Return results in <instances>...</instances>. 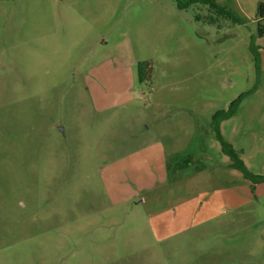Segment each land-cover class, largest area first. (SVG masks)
Returning <instances> with one entry per match:
<instances>
[{"label":"rangeland","instance_id":"rangeland-1","mask_svg":"<svg viewBox=\"0 0 264 264\" xmlns=\"http://www.w3.org/2000/svg\"><path fill=\"white\" fill-rule=\"evenodd\" d=\"M261 4L0 0V264H264Z\"/></svg>","mask_w":264,"mask_h":264},{"label":"trees","instance_id":"trees-1","mask_svg":"<svg viewBox=\"0 0 264 264\" xmlns=\"http://www.w3.org/2000/svg\"><path fill=\"white\" fill-rule=\"evenodd\" d=\"M259 17L262 20H264V4H261V6L259 8ZM259 36L260 37L264 36V27L259 28ZM251 47H252L253 52L256 56V60H257L258 64H260V57H259V54L256 52L257 46H255L254 42H253ZM258 67H259V65H258ZM242 98L243 97L235 100L232 103V106L230 107V109L228 111L222 110V111H219L215 114V116H214L215 128L217 131L218 140L222 146V152L230 158L231 163H230L229 167L232 169L240 171L246 179L252 181L254 184H262V183H264V176L256 175V174L252 173L248 169V167L246 166L244 161L241 159L240 154L232 147V145L225 142V140L223 139L221 132H220L221 123L224 120L232 117L237 112L238 106H239Z\"/></svg>","mask_w":264,"mask_h":264},{"label":"crops","instance_id":"crops-1","mask_svg":"<svg viewBox=\"0 0 264 264\" xmlns=\"http://www.w3.org/2000/svg\"><path fill=\"white\" fill-rule=\"evenodd\" d=\"M163 155V154H162ZM166 164V163H165ZM161 167V171L164 173V174H166L167 173V166L166 165H162V166H160ZM180 234V232H175V233H160V237H159V239L160 240H164V239H169L170 237H172V236H176V235H179Z\"/></svg>","mask_w":264,"mask_h":264}]
</instances>
